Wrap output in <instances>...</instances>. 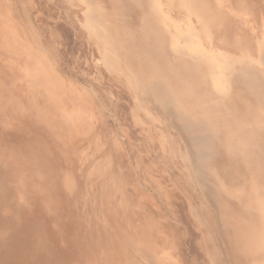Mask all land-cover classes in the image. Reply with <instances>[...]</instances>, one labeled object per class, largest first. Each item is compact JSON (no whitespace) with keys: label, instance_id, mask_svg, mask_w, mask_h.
I'll return each instance as SVG.
<instances>
[{"label":"rangeland","instance_id":"374dc122","mask_svg":"<svg viewBox=\"0 0 264 264\" xmlns=\"http://www.w3.org/2000/svg\"><path fill=\"white\" fill-rule=\"evenodd\" d=\"M0 264H264V0H0Z\"/></svg>","mask_w":264,"mask_h":264},{"label":"bare ground","instance_id":"6f19581e","mask_svg":"<svg viewBox=\"0 0 264 264\" xmlns=\"http://www.w3.org/2000/svg\"><path fill=\"white\" fill-rule=\"evenodd\" d=\"M201 128H202V127L200 126V128H199L200 130H199V131H203Z\"/></svg>","mask_w":264,"mask_h":264}]
</instances>
